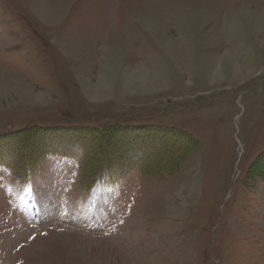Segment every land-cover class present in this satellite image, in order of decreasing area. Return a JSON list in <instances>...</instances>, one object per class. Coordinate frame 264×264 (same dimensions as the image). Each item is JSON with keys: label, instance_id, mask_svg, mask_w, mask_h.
Returning a JSON list of instances; mask_svg holds the SVG:
<instances>
[{"label": "rangeland", "instance_id": "obj_1", "mask_svg": "<svg viewBox=\"0 0 264 264\" xmlns=\"http://www.w3.org/2000/svg\"><path fill=\"white\" fill-rule=\"evenodd\" d=\"M0 264H264V0H0Z\"/></svg>", "mask_w": 264, "mask_h": 264}, {"label": "trees", "instance_id": "obj_2", "mask_svg": "<svg viewBox=\"0 0 264 264\" xmlns=\"http://www.w3.org/2000/svg\"><path fill=\"white\" fill-rule=\"evenodd\" d=\"M110 127H108L105 132L103 131H95V134L92 133V136L97 135V138H100L103 142L104 140H109V133ZM106 131H109L108 133H106ZM114 132L116 135H118V137L120 138L119 140L121 141L120 146L121 148L124 147V153H126L127 155L129 154V156L131 155V153L134 151L132 148V145L130 143V139L129 142L126 143L127 139L126 138L128 135L132 136L133 138L137 139L138 137L140 138H147V139H152L153 141H156V147H163L164 145V140L165 141H178L181 142V140H186L187 142H191V139H189L188 137H186V135L184 134H179V133H175L173 131L167 130L165 128H156V127H151V126H138V127H133V128H123V127H115L114 128ZM115 135V136H116ZM128 136V137H129ZM96 138V137H95ZM157 138H162V141L159 142V140ZM99 139V140H100ZM143 139V140H144ZM95 142H91V150H93V154L96 155L97 154V150L96 147H98V144H96V139H94ZM124 141V142H123ZM145 142V141H144ZM79 147H81V144H78ZM100 147V146H99ZM140 147V146H138ZM126 148V149H125ZM136 150V149H135ZM140 152H147V150L144 149V151H139L138 155H134L135 160H130L131 162V168L138 170L141 173L144 174H151V175H156L158 177L166 174V173H170V168H171V164L170 162H172V155H167L166 161H158V162H148L147 160H145L144 158H141ZM64 155L63 152H60ZM83 155V153H82ZM81 153L77 156L74 155V159H76L78 161V164L80 166V170H79V184L81 186H85V188H90L92 186H94L95 183L99 182L100 180L104 179L106 176V172H108L107 170H110V164H112V162H110V160H106L105 162L101 163L99 166H95V165H91V161H84L82 158ZM128 157V156H127ZM126 168H127V163H124ZM113 165V164H112ZM17 174L21 175L24 174L21 170H17Z\"/></svg>", "mask_w": 264, "mask_h": 264}]
</instances>
